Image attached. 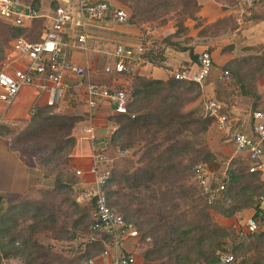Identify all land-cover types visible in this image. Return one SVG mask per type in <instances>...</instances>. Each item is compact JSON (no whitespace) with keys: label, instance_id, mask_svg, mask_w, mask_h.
Returning a JSON list of instances; mask_svg holds the SVG:
<instances>
[{"label":"trees","instance_id":"16d2710c","mask_svg":"<svg viewBox=\"0 0 264 264\" xmlns=\"http://www.w3.org/2000/svg\"><path fill=\"white\" fill-rule=\"evenodd\" d=\"M21 1L39 9L38 0ZM119 1L121 2V0ZM137 1L139 3L141 0ZM162 4L165 5L164 2ZM191 4L195 10H198L196 0H185L184 7L187 8ZM145 7H149V10L157 9V5L147 4ZM56 8L57 6L54 4L50 12ZM134 9L128 19L130 27H138L135 20L139 15ZM253 17V20L260 19V16ZM222 21L225 20L221 19L220 23ZM42 22L43 19H37L28 27L17 29L0 20V60L8 55L6 53L7 46H11L13 41L19 37L28 42H39L43 33ZM176 27L177 30L174 34L153 41L147 51L143 49V59L159 67H164L162 64L163 54L165 50H171L188 53L191 62L196 63L197 56L193 53V48L184 46L175 40L187 28L181 22H177ZM207 27L210 25L208 24ZM204 33L201 30L198 37L204 36ZM157 46H160L161 49L155 53L154 49L156 48L154 47ZM231 49H233L232 46L223 48L222 53ZM248 64L252 67L251 69L260 72L264 68V54L261 57H245L231 61L223 69L228 72V76H231L238 97L252 100L249 109L251 114L254 111L262 110V107L261 96L256 92L251 77L242 74L244 67ZM187 70V67H183L178 72ZM107 80L102 79L99 82ZM126 92L130 97L128 114L113 116L112 120L116 129L111 136V143L114 147L132 149L134 152L131 157L136 156L137 160L125 159L122 169L112 166V177L106 190L110 207L117 208L121 214L114 210L135 229L138 226L141 232L146 230L142 234L143 240L151 236L156 238L157 242L164 244V247H171V254L178 261L195 257L197 260H206L209 264H215L216 249L230 234L228 229L214 222V215L231 218L236 212L253 208L255 216H258L261 212L254 199L247 200L243 206L231 204L230 207L226 206L225 202L229 199L228 194L234 192L235 188L239 186L243 192L252 190L251 196L253 192L257 191L255 194L257 196L261 185V182H258L260 174L249 173L250 164L247 161L240 163L234 160L230 164L228 176L226 175L227 185L229 184L230 189L226 186L221 200L208 203L207 196L195 181V169L198 166L205 167L216 159L206 141V135L213 124V119L205 116L202 113V108L201 110L186 109L188 105L200 98L201 87L194 82L175 80L173 76L167 80H158L135 75ZM214 99L233 106L235 109L238 108L234 102H227L217 97ZM82 117L85 118V114ZM76 124L77 118L55 114L54 107H40L32 115L27 130L22 134L23 141L40 137L47 132L55 137L60 136V139L64 138L62 142L64 146H60L58 149V152H62L65 147L73 148L75 146L76 140L71 136V132ZM10 132L9 128L0 126L1 137L7 136ZM54 183L58 189H69L73 181L58 172ZM258 183L259 188L253 186ZM73 206L78 210L77 204H73ZM88 207L87 211L83 210V217H88L93 212L94 205L91 202H88ZM0 209L3 210L0 213V240L7 239V244L0 246V264L6 263L5 260L11 256L23 258L22 264H36L38 260H46V249L42 245L38 244L36 240L32 241L30 238L22 237L20 232L13 233L11 230L15 226L16 215L35 212L33 217L41 218L45 216L42 209L28 202L12 204L6 210ZM132 221H135V224ZM36 229L37 225L35 224L28 226L30 232H34ZM102 237L104 240H110L108 236L102 235ZM52 238L58 239L57 237ZM103 239L92 242L91 245L104 244ZM242 239L243 241L250 239V246H246L247 252L255 250L258 253V249L264 245V232L249 234ZM215 242L216 244H214ZM214 245L217 248H214ZM7 247H14V251L8 252ZM243 247L245 244L239 242L232 251L234 253ZM88 255L90 256L88 253L85 257ZM87 259L89 258H84L73 264H79ZM235 264H237L236 259ZM240 264L262 263L255 258H246Z\"/></svg>","mask_w":264,"mask_h":264},{"label":"rangeland","instance_id":"374dc122","mask_svg":"<svg viewBox=\"0 0 264 264\" xmlns=\"http://www.w3.org/2000/svg\"><path fill=\"white\" fill-rule=\"evenodd\" d=\"M38 1L39 10H41V7L44 14H50L54 4L55 6H58L59 4L57 0H45V3H42V5L40 0ZM106 2L112 4L113 8L123 10L129 16L133 12L135 6L134 10H137V14L139 15L135 20L138 27L132 26V28L139 30L145 37L144 39H147L146 43L143 44L144 48H149V46L152 45H150V43L153 41L165 38L162 35H156L155 28L167 25L172 26L173 24L172 34H174L177 30V22H181L182 25L187 28L185 31H182V35L179 38L175 39L177 42L191 48L201 44L206 49V42L210 41V50L208 51L212 55L214 62L212 72L207 79L208 81L214 83L215 89L213 91V97H217L227 102H234L238 107V110L234 112H237L241 122L244 119H250L249 109L251 107L252 100L249 98L238 97V94L235 92L236 89L231 76H223L225 71L223 68L228 65L229 62L234 60L237 61L245 57L263 56L264 42L254 44V38L243 35V30H247L250 26L255 25L256 21H258L252 20V17L260 10H249L252 7L248 9L242 8V10H239V0H227V5L233 10H226V15L217 19L219 20V23L216 22V20L214 21V24L212 22L209 24L210 27H207L208 24H206V19H203L200 16L201 10H195L192 4L185 8V0H141L139 3L137 0H121V2L119 0H106ZM163 2L165 5L162 4ZM256 2L258 3L259 1ZM262 3L263 2H260V4ZM147 4L150 6L157 5V9L149 10V7H145ZM221 19L225 21L220 23ZM42 25H44V21L42 22ZM208 29L210 32H208ZM201 30L205 32L204 36L198 37V33ZM92 31L93 32L89 34V36L92 35V37H94L95 31ZM247 31L248 34L252 33L250 29ZM105 41H107V39ZM106 43H111L113 46L121 45L115 44L112 41H107ZM91 44L94 46L95 42H92ZM229 46L233 47L234 53L223 55V53L220 54L219 50H217L218 47L223 49ZM154 48H156L154 51L155 53H158L161 49L160 46ZM109 49H111V47ZM101 50L103 49L101 48ZM6 53H8V55L5 57L7 58V56H9V59L7 60L4 58L0 60V69H11L17 65L16 57L12 53V44L11 46H7ZM106 59L107 57L103 53H98L95 56V61L93 64L91 63L90 67L95 68L97 72L101 71L106 63ZM251 68L250 64H248L244 67V72L242 74L247 77H251L250 79L252 84L256 89V92L261 96L260 101L262 102L264 101V68H262L260 72H256ZM136 74L137 73L125 77L120 76L119 79H117L118 81L116 86L124 91H128ZM121 78L123 79L119 82ZM76 101H78V99ZM76 101L69 100V97H65L58 107H54L55 114L73 116L77 118V124L71 132V136L76 140L75 146L73 148L65 147L62 152H58V149L60 146H64L62 143L64 138L62 137V139H60V136L55 137L51 134H47V132L43 133L40 137L30 138L25 142L23 141L22 134L27 130L30 119L33 115L30 110L28 118L25 120L15 117L7 124H0V126H5L11 131L4 138L8 140L11 151L18 156L22 166V171L28 173L31 177L28 189H26L22 195H19L14 200L6 199V202L2 204L3 206L1 205L0 208L6 210L12 204H23L28 202L33 206L35 205L40 207L42 212L45 213V216L41 218H34L33 216L35 215L33 214H35V212L16 215L14 218L15 226L11 229L13 233L20 232L22 237L26 239L30 238L32 241L36 240L38 244L42 245V247L46 249L47 259L38 260L36 264H73L83 260L84 258L91 259L93 264H115L121 254H129L133 256V264H209L206 260H197L195 257L178 261L171 254V247H164V244L157 242V239L151 236H148L145 240H143L142 234L146 230L141 232L138 226H136L138 237L133 240L125 241L122 246L115 247L110 240H104L102 236H100V240L103 239L104 244H98L95 246L91 245V242L89 241L91 237L89 227L92 223V217L91 214H89L88 217H83V210L87 211L89 207L88 202L83 199L84 191L80 184L81 181L76 178L75 175V171L85 170L87 167V164L84 161V153L77 144V138H79L78 133L82 132V122L85 121V118L82 117L84 115L82 109L84 104H80L79 102L77 103ZM201 108L202 106H197L193 109L201 110ZM186 109L191 110L188 106ZM102 112L105 113L106 108H104ZM113 116L114 115H109V117L102 118V122L98 123V126H100L99 128L105 129L110 126L112 129H116V125L112 120ZM236 122L237 121H234V125ZM210 128H214L217 136L220 134L216 131L213 124ZM210 128L208 131H210ZM214 138L216 137H213V139ZM223 138L224 136L221 137L222 141H225ZM206 141L210 151L213 152L216 157L214 162L207 164L206 166L212 173H225V175H227L231 162L234 160L240 163L246 161L245 157L240 154L235 156L221 154V156L220 154L212 151L210 148V134H208V132L206 135ZM133 152L134 151L131 149L127 158L117 159L116 161L114 160V168L122 169L125 159L133 161L137 160L136 156L131 157ZM114 153V149L109 152L113 158L115 156ZM240 165L242 166V164ZM58 172L63 173L68 179L73 181V184L70 185L69 189H58L56 187L54 181ZM262 179L263 178L259 176L258 182H261ZM258 185L259 183L256 185L254 184L253 186L256 187ZM227 186L228 189H230L229 184ZM235 189L236 190L234 192H230V194H228L229 199L225 202L226 206L229 205L231 207V204L243 206L247 200H253L257 192H253V195L251 196L252 190L243 192L241 191L240 186ZM235 196H237V198H235ZM73 204H77L79 206L78 210L74 208ZM114 209L120 213L117 208ZM249 209L236 212L231 218L214 215V222H216L219 226L228 229L230 234L229 237L222 241L219 248L214 245V248H217L215 256H217L218 253L224 252L226 249H230L232 251L234 247H236L237 243L240 242V244H245V247L234 253L232 251L237 264H240V262L246 258H255L264 264V245L262 248L258 249V253H256L255 250L247 252L246 246H250V239L243 241V239H239L237 237V228L239 225L236 217L240 214L243 216V219L249 218L243 214V211ZM1 211L3 210L0 209V213ZM254 219L258 224L260 219L256 216ZM132 222L135 224V221ZM32 224L37 225V229L34 232H30L28 230V226ZM75 224L76 226H74ZM258 228L257 233L264 232L261 231L259 224ZM52 237H57L58 239L55 240ZM6 244L7 239L5 241L0 240V246ZM214 244H216V242ZM6 250L8 252H12L14 251V247H7ZM88 253L90 256L88 255V257H85ZM5 261L6 263L8 262L7 264H22L23 258L11 256Z\"/></svg>","mask_w":264,"mask_h":264},{"label":"built area","instance_id":"2783aa9c","mask_svg":"<svg viewBox=\"0 0 264 264\" xmlns=\"http://www.w3.org/2000/svg\"><path fill=\"white\" fill-rule=\"evenodd\" d=\"M57 8L51 14L32 7L21 0H0V20L8 26L24 29L34 20L43 19V33L39 42H28L19 37L12 43V53L17 65L11 69H0V102L5 108L11 107L19 94L29 88L37 95H46L47 107H58L63 99L71 93L69 80L78 78L82 88V102L85 106L84 133L90 147V161L85 170L75 171L81 182L83 199L94 205L91 213L92 224L89 228V241L96 242L100 236H108L115 246H122L125 241L138 237V231L123 217L110 207L106 190L112 177L111 168L114 160L127 158L129 149L114 147L111 136L115 129L100 138L95 129V112L99 102L110 105L113 115L128 114L130 97L127 92L116 86L120 76H131L137 73L144 64L143 48L116 45L107 54L106 63L101 74L108 80L96 81L93 69L86 63L76 65L67 59L64 49V38L72 35L83 50L87 51L86 23L112 21L115 24L129 27V15L121 9H111L106 2L88 0H57ZM257 0H239V10L253 7ZM242 15V14H241ZM9 56H7V60ZM213 69V59L208 51L197 56L195 71H182L172 74L175 80L189 81L203 86ZM223 76L228 77V72ZM40 107L33 105L31 114ZM235 107L215 99L205 100L202 113L213 119L216 131L228 138L238 154H244L250 164L249 173H264V109L250 114L251 133L242 132L234 127L233 111ZM114 149V158L109 152ZM195 181L198 183L208 203L221 200L227 186L225 173H210L206 166L195 169ZM259 207L264 204V178L261 180L260 192L254 198ZM238 214L237 237L244 238L258 231L254 216L243 219ZM134 258L129 254H121L115 264H133ZM79 264H93L91 259ZM215 264H235V257L230 249L218 253Z\"/></svg>","mask_w":264,"mask_h":264},{"label":"crops","instance_id":"0c3cea01","mask_svg":"<svg viewBox=\"0 0 264 264\" xmlns=\"http://www.w3.org/2000/svg\"><path fill=\"white\" fill-rule=\"evenodd\" d=\"M40 2L42 5V3H45V0H40ZM88 2L90 3L106 2V0H88ZM260 2L263 3L260 4ZM260 2L258 3L255 2L253 7L249 9V10H260L259 12H256V14L254 15L257 17L260 16V19H255L258 20L255 22V25H252L248 28L250 29V31H252V33L248 34L247 31L248 29L243 30L244 31L243 35H245L246 37L251 36V38H254L255 40L254 44L264 42V1H260ZM196 3L198 6V10H201L200 16L203 19H206V24H210L216 21L218 18L224 17L226 15L225 14L226 10H233L227 5V0H196ZM108 5L110 6L111 9H115L113 8L112 4L108 3ZM40 9L43 10L41 7ZM92 30L95 31L94 37H92V35L89 36V34L93 32ZM155 30H156V35H162L163 37H166L173 33V24L172 26L167 25V26L155 28ZM86 34L88 37L86 43L87 51L83 50V46H81L75 39H73V36L71 34L68 35L69 37L64 38L66 44L64 53L67 59H69L72 63L76 65H85L87 63L89 66H91V63L93 64V62L95 61V56L98 53H103L107 57V54L112 52L115 46V45L114 46L111 45V43H106L107 41H112L115 44H121L132 48L141 47L146 51L148 49V47L147 48L143 47V44L146 43L147 39H144L145 37L142 35V33L139 30H137L136 28H132L130 26L126 27L115 24L110 20L104 22H91V21L87 22ZM106 39L107 41H105ZM92 42H95L94 46H92L91 44ZM110 47L111 49H109ZM101 48L103 50H101ZM221 49H222L221 47L217 48L220 54H222ZM208 50H210V41L206 42V49L201 44L196 45L193 48V53L196 56H198L201 52ZM208 53L210 52L208 51ZM231 53H234V49L224 52L223 55L231 54ZM162 64L164 67H159L153 63L144 60V64L141 65V67L138 69L136 75L145 78L167 80L170 76H172L173 73L178 72L183 67H187L188 70L190 71L196 70V63L191 62L188 53H180L176 51L165 50L163 54ZM93 71L95 73L96 81L107 79L101 74L102 70L97 72L95 68H93ZM122 79L123 78H121L119 82ZM68 83L71 86V93L66 97H69V100L72 101H76L78 99V101L76 102L83 104L81 99L82 88L79 86L78 78L73 77L69 80ZM214 89H215L214 83L208 81L207 79L203 84V86L201 87L200 98L196 102L188 105V108L193 109L196 108L197 106H202L205 100L214 99L213 97ZM46 99H47L46 95H37L33 90L27 88L19 94L16 101L11 107L6 109L4 104L0 102V124H7L10 120H12L15 117L18 119H24V120L27 119L31 107L35 104L38 105L39 107H44L46 104ZM261 107L262 109H264V101L261 102ZM104 108H106L105 113L102 112ZM82 109L83 112L85 113L84 105ZM237 110L238 109L236 108L234 111ZM234 111H233L234 121L237 122L240 121L239 123L237 122L235 123L234 125L235 129L250 134L251 133L250 119L249 120L244 119L241 122V119L238 117L237 112ZM95 115H96L94 121L95 129L97 135L100 138H102L107 134H109L112 130V127L110 126L106 127L105 129L99 128L100 126H98V123L102 122V118L104 117L106 118L109 117V115H113L110 105L106 102H99ZM82 123H83L82 132L78 133L79 138H77V142H78L77 144L78 147L84 153V159H85L84 161L88 166L91 152H90L89 143L86 140V134L84 133V129L86 128L87 123L85 121ZM208 134H210V148L212 151L220 155L221 154L222 155L225 154L228 156L239 155V154H235L237 152L235 151L232 142L225 137L223 138L225 141H222L221 137L223 136L219 134L218 136L220 137H218L217 134L215 133L214 128H210ZM213 137L216 138L213 139ZM240 155L245 157L244 154H240ZM206 169L208 170L207 167ZM210 173L212 172L210 171ZM260 176L264 178V173L260 174ZM30 181H31V177L29 176L28 173L22 171V166L20 164L19 158L11 151L8 140L0 136V199L2 204L6 202V199L14 200L19 195H22L23 192L26 189H28L30 185ZM259 210L261 213L256 217L260 219L258 224L261 231H264V204L259 206ZM243 214L248 217L251 216L255 217V210L249 209L243 211Z\"/></svg>","mask_w":264,"mask_h":264}]
</instances>
